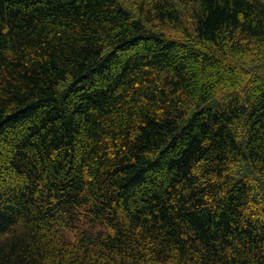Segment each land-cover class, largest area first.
<instances>
[{"label": "trees", "instance_id": "1", "mask_svg": "<svg viewBox=\"0 0 264 264\" xmlns=\"http://www.w3.org/2000/svg\"><path fill=\"white\" fill-rule=\"evenodd\" d=\"M262 64L264 0H0V264H264Z\"/></svg>", "mask_w": 264, "mask_h": 264}, {"label": "rangeland", "instance_id": "2", "mask_svg": "<svg viewBox=\"0 0 264 264\" xmlns=\"http://www.w3.org/2000/svg\"><path fill=\"white\" fill-rule=\"evenodd\" d=\"M249 66V72L250 71H256V72H260V74L262 73V70L260 68V64L257 63V60L252 59V64L248 65ZM262 66H264V64H262Z\"/></svg>", "mask_w": 264, "mask_h": 264}]
</instances>
